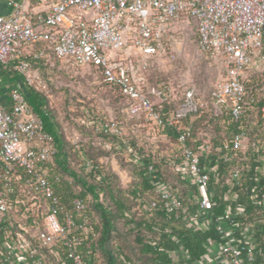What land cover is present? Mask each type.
Returning a JSON list of instances; mask_svg holds the SVG:
<instances>
[{
  "label": "built area",
  "instance_id": "built-area-1",
  "mask_svg": "<svg viewBox=\"0 0 264 264\" xmlns=\"http://www.w3.org/2000/svg\"><path fill=\"white\" fill-rule=\"evenodd\" d=\"M6 6L8 12L0 14V64H12L27 87L49 98L34 64L53 56L76 69L93 68L99 84L119 88L127 99L120 112L135 122L146 142H137L136 149L157 148L166 130H174L177 153L160 157L195 186L191 219L213 208V185L220 175L231 185L241 182L244 168L232 163L258 152L263 163L264 104L254 108L261 97L248 94L243 79L264 72V0H6ZM202 61L216 71L206 97L191 73ZM8 95L9 107L0 102V264H47V256L54 264H84L82 251L90 254L94 238L85 204L79 198L69 208L60 203L44 168L56 152L53 139L18 86ZM162 104L174 109L156 110ZM206 112L225 114L234 126L214 150L206 139L191 147V125L182 123ZM252 114L259 116L255 130L245 122ZM88 125L128 147L115 119ZM70 142L80 149L77 134ZM213 152V164L203 163ZM142 155L150 159L146 175L161 206L185 213L178 191L160 181L154 153ZM84 167L94 168L88 160ZM235 199V194L229 198ZM154 208L152 202L147 211ZM241 215L240 208L227 207L212 223L225 240L215 252L225 264H251L260 255L252 245V227L236 222Z\"/></svg>",
  "mask_w": 264,
  "mask_h": 264
},
{
  "label": "trees",
  "instance_id": "trees-1",
  "mask_svg": "<svg viewBox=\"0 0 264 264\" xmlns=\"http://www.w3.org/2000/svg\"><path fill=\"white\" fill-rule=\"evenodd\" d=\"M55 59V57L50 56L49 58L40 59L34 64V67L40 72L47 84L49 83L45 77L46 71L49 69L50 61ZM85 70H87L88 75L91 73L97 75L93 68ZM11 75L18 76L12 70V64H0V79L8 78ZM19 81L24 89L23 93L28 105L32 112L42 121L44 131L52 137L56 148L52 159L44 165L46 177L51 183L54 193L58 196L60 203L67 208H69L72 199L79 198L83 200L86 213L92 220L91 228L94 238L91 240L90 254H86L85 251L81 250L84 264H135L119 248L115 249L112 246L111 232L114 230L115 216H118L123 221V224H133L144 233V235H135L134 241L138 246L139 253L149 257V264H203L212 260L211 253L214 254L216 247L225 241L215 232L212 223L216 217L224 214L227 207L231 211L236 208L242 210V215L236 218V222L240 226L249 225L252 227L254 231L252 245L256 251L260 252V255L256 256L251 264H264V161L263 163L259 161L260 152L247 154L245 160L232 163V165L244 168L241 182L239 184L232 183L231 185L230 182H226V176L220 175L216 184L213 185L211 195L213 208L209 213H205L204 216L191 219L197 208L193 204L192 199L196 192L195 186L189 185L182 180L179 173L175 172L173 167L167 165L160 157L163 146L172 148L173 154L177 153L174 130L167 129L165 138L156 141L157 148H154L152 144H150V147L155 149L154 167L156 173L160 177V181L168 183L173 189L178 191V199L181 202L182 209L186 210L183 214H181V210L180 212L166 211L161 206L159 199L153 194L152 182L148 180L146 175V164L149 163L150 159L143 157V151L135 148L136 143L142 141V138L137 135L139 129L135 127V122L120 112V109L127 105V99L121 95L118 87L104 85L107 89L113 91L119 99V105L116 109L121 121L115 120L127 126L129 130L128 147L125 148L117 138L95 133L88 125L91 121L107 119L106 111L104 110L93 111L91 107L85 109L91 117L86 121V127L89 128L86 132H88L90 145H98L94 139L111 144L112 150L120 155L121 164L126 166L129 164L131 166L132 182L130 180L131 184L124 190L121 188L123 192L115 184H111L110 180L114 175L109 171H105L102 166L97 165L95 161L96 154L92 153L91 146L87 145V160L92 163L94 168L92 170L85 168L84 160L80 163L85 169L82 172L84 175L77 173L70 167L68 147L65 146L62 133L57 129L51 115L47 111L46 98L41 93L27 87L20 77ZM34 101L37 104H33ZM262 104H264V97L260 98L254 108L258 109ZM9 106L10 103L8 104ZM167 109L172 111L174 104H162L156 107V110L163 112ZM41 111L44 117L41 115ZM204 116L215 121L213 125L215 136L213 137L206 138V135L200 134L201 128L204 127L202 118ZM48 118L52 119V124H49L55 127V133L47 132L46 130ZM250 118L252 119H245V122L255 130L253 125L259 123V116L252 114ZM182 123L191 125V137L188 142L191 147L206 139L212 145V150L216 149L219 146V142L223 138L228 137L234 129L225 114L221 116L206 113L194 115L193 119L187 118ZM123 147L128 154L127 162L122 155ZM133 149H136V153H133ZM215 156L217 154L213 152L208 160L202 162L212 165ZM213 180L214 176L211 177V181ZM72 182L78 183L80 189H75ZM116 187L118 188L117 191L120 190L122 193L115 194ZM124 192L129 198L134 200H142L144 198L145 202H147L146 207L148 204L155 202L157 208L151 209L145 216L135 218L129 213L122 198L125 195ZM103 193L107 195L109 204H105L101 198ZM232 194L236 196L234 201L229 200ZM90 203L92 204L91 206ZM94 212L97 213L96 217L93 216ZM208 214L209 216H207ZM185 216L187 222L183 219ZM46 262L47 264H54V260L50 256H47ZM206 263L209 264L210 262ZM242 264L247 263L242 261Z\"/></svg>",
  "mask_w": 264,
  "mask_h": 264
},
{
  "label": "rangeland",
  "instance_id": "rangeland-1",
  "mask_svg": "<svg viewBox=\"0 0 264 264\" xmlns=\"http://www.w3.org/2000/svg\"><path fill=\"white\" fill-rule=\"evenodd\" d=\"M189 47L188 45V50ZM191 73L199 92L206 97L212 81L216 76V71L210 67L207 62L202 61L195 65ZM45 77L49 83V98L46 99V108L53 119V123L57 126L60 133H62L65 146L68 147L67 152L70 160V167L77 171V173L84 175L82 172L85 169L80 163L83 160H87V148L91 146L92 153L96 154L95 161L97 165L102 166L105 171H109L114 175L113 178L111 177V184H115L120 190L121 188L123 190L127 188L131 184L130 180L132 182L131 166L128 164L127 167L121 164L120 155L112 150L111 144L94 139L95 143L98 145H90L88 132H86L89 129L86 127V121L91 118L85 110L87 107H91L93 111L104 110L106 111L107 118L121 121L116 109L119 105V99L116 97V94L107 89L104 85L99 84L97 75L94 73L88 75L87 70L76 69L63 60H51ZM243 81L248 94H254L257 98L264 95V72H250ZM33 104H37V102L34 101ZM42 113L41 111V115ZM208 113L209 112H206V114ZM42 116L44 117V115ZM202 118L204 120V127L201 128L202 131L200 134L206 135V138L215 136L213 128L215 121L209 119L207 116ZM52 119L48 118L46 130L47 132L55 133V127L49 124H52ZM123 128L126 137L129 138L130 133L127 126L123 125ZM74 134H77L80 139V149L78 151L72 148L70 142ZM137 135L142 138L143 132L140 133L139 130ZM141 140L142 143L146 145V142L143 141V139ZM122 150V155L127 162L128 154L124 147ZM162 150L160 156L164 153H168L172 148L163 146ZM143 151L153 152L155 154V149L150 146H145ZM225 180L228 182L227 177ZM73 186L75 189H80L79 184L76 182L73 183ZM117 187L115 194L122 193L123 190H121L122 192L120 190L117 191ZM101 198L105 204L110 203L105 193L102 194ZM122 198L126 203L129 213L135 218H140L149 213L146 207L147 202H145L146 200L144 198L142 200H134L129 198L127 194ZM91 205L90 203V206ZM96 215L97 213L94 212L93 216L96 217ZM135 235H144V233L133 224H123V221L118 216L114 217V230L111 232L112 246L115 249L119 248L121 252L129 257L135 264H149V257L141 255L138 251V246L134 241Z\"/></svg>",
  "mask_w": 264,
  "mask_h": 264
},
{
  "label": "crops",
  "instance_id": "crops-1",
  "mask_svg": "<svg viewBox=\"0 0 264 264\" xmlns=\"http://www.w3.org/2000/svg\"><path fill=\"white\" fill-rule=\"evenodd\" d=\"M7 12H8V7L6 6V0H0V14H5ZM14 86H18L22 92L24 91L19 81V76L11 75L8 78L0 79V102L8 106L10 101L8 92L10 88ZM211 254H212V260L206 262H210V264H225L223 259L220 256H218L216 253L214 254L211 253ZM206 262L203 264H206Z\"/></svg>",
  "mask_w": 264,
  "mask_h": 264
}]
</instances>
